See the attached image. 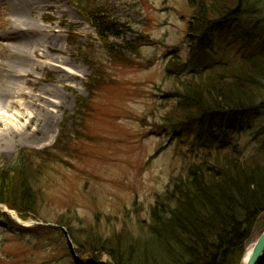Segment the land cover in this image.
Masks as SVG:
<instances>
[{
  "label": "rangeland",
  "instance_id": "rangeland-1",
  "mask_svg": "<svg viewBox=\"0 0 264 264\" xmlns=\"http://www.w3.org/2000/svg\"><path fill=\"white\" fill-rule=\"evenodd\" d=\"M18 1L26 12V1ZM47 1L57 8L26 18L59 33L60 44L30 54L32 64L19 70L13 61L24 60L3 36L11 6L0 0V89L15 80V92L7 90L13 104L0 111V169L15 164L21 150L34 157L27 162L39 192L40 217L24 225L0 205V215L16 224L6 226L9 219L0 216V264H85L92 239L122 231L145 236L158 196L206 153L219 163L238 155L245 164L264 165V109L245 116L231 136L233 145L221 152L204 151L197 133L178 135L183 132L174 115L180 68L173 61L186 63L197 45L188 28L196 12L189 0H92L98 15L130 28L107 37L117 59L108 56V46L69 0ZM206 1L207 6L213 2ZM248 12L215 32L199 75L181 77L198 82L202 76L206 85L231 75L244 55L261 50L264 35L249 50L241 49L245 31L263 17L264 0ZM263 231L264 220L253 243ZM100 262L111 264L106 253Z\"/></svg>",
  "mask_w": 264,
  "mask_h": 264
},
{
  "label": "trees",
  "instance_id": "trees-1",
  "mask_svg": "<svg viewBox=\"0 0 264 264\" xmlns=\"http://www.w3.org/2000/svg\"><path fill=\"white\" fill-rule=\"evenodd\" d=\"M69 2L95 29L104 48L109 35L119 37L130 31L127 25L98 15L92 0L88 4L87 0ZM256 2L213 0L207 6L206 0H189L196 12L188 28L197 45L191 46L186 63L173 61L180 68L176 78L181 86L175 97L179 106L174 115L178 118H174L183 131L178 133L180 138L197 133L200 144L206 143L204 151L208 147L221 152L232 146L231 136L236 127L240 131L244 117L264 109V45L244 55L231 75L223 74L206 81V85L200 81L202 76L198 82L181 76L199 75V69L209 60L208 53L213 51L215 32L250 15L248 11ZM263 35L264 14L245 31L241 50H249ZM126 48L132 51L130 44ZM107 53L117 59L111 46ZM235 119L240 120L238 124ZM43 156L39 157V167L44 163ZM30 158L34 157L21 150L15 164L0 169V204L16 211L23 220L39 217V192L29 171ZM219 162L218 157L213 160L206 153L199 164L188 167L185 176L174 178L152 207L145 236L122 231L109 239H92L93 247L87 254L91 257L83 263L102 264L100 256L106 253L111 264H240L254 241L255 229L264 220V165L245 164L238 155ZM0 216L9 219L6 226L14 223L7 215ZM257 264H264V257Z\"/></svg>",
  "mask_w": 264,
  "mask_h": 264
},
{
  "label": "bare ground",
  "instance_id": "bare-ground-1",
  "mask_svg": "<svg viewBox=\"0 0 264 264\" xmlns=\"http://www.w3.org/2000/svg\"><path fill=\"white\" fill-rule=\"evenodd\" d=\"M10 4L9 16L10 21L7 19L9 23V30L4 32L3 36L5 40L10 42V46H12V50H16V52L20 53L22 56V60L24 61H13V64L16 66L15 68L22 70L32 64L30 60V54L32 55H40V53L44 49L49 50V44H54V47L58 48V44H60V34L57 35L53 32V29L47 30L42 27H39L36 21H33L31 18H26L27 13L30 16L34 17L38 10L41 9H52L57 8L47 0H24L27 3V11L25 12L18 0H7ZM57 1V0H52ZM13 12V14L11 13ZM53 20V19H52ZM63 23V21H60ZM10 46H6L9 48ZM53 48V47H52ZM13 72V71H11ZM15 73L13 77H16ZM13 81H15L13 79ZM13 81L8 80L6 84H2L0 89V111L7 108L9 111V107L12 106L13 95L12 93L15 92ZM19 84V83H17ZM12 93H8V91ZM33 119L32 117L30 118ZM46 127V126H45ZM29 128V127H28ZM255 243L250 244L244 255V262H246L251 255Z\"/></svg>",
  "mask_w": 264,
  "mask_h": 264
},
{
  "label": "water",
  "instance_id": "water-1",
  "mask_svg": "<svg viewBox=\"0 0 264 264\" xmlns=\"http://www.w3.org/2000/svg\"><path fill=\"white\" fill-rule=\"evenodd\" d=\"M262 257H264V231L255 242L253 251L248 260L244 262L243 259L240 264H257Z\"/></svg>",
  "mask_w": 264,
  "mask_h": 264
}]
</instances>
